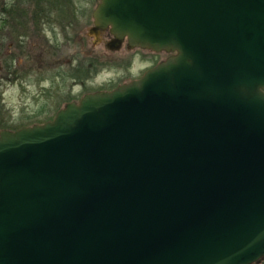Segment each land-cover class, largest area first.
Listing matches in <instances>:
<instances>
[{"label": "water", "instance_id": "95a60500", "mask_svg": "<svg viewBox=\"0 0 264 264\" xmlns=\"http://www.w3.org/2000/svg\"><path fill=\"white\" fill-rule=\"evenodd\" d=\"M93 29L167 54L0 129V264L264 259V0H98Z\"/></svg>", "mask_w": 264, "mask_h": 264}, {"label": "rangeland", "instance_id": "374dc122", "mask_svg": "<svg viewBox=\"0 0 264 264\" xmlns=\"http://www.w3.org/2000/svg\"><path fill=\"white\" fill-rule=\"evenodd\" d=\"M52 1L57 8L42 18L35 0H0L1 46L19 42L20 48L11 51L24 59L15 77L0 81V128L41 123L79 92L111 89L137 78L165 57L164 53L146 52L131 58L125 51H110L101 43L93 46L95 37L79 40L72 28L86 30L95 0H66L67 6L65 0L40 2L48 7ZM12 5L19 8L14 15L6 12ZM38 26L42 28L38 30ZM17 32L24 35L18 37ZM26 44L30 60L24 58Z\"/></svg>", "mask_w": 264, "mask_h": 264}, {"label": "flooded vegetation", "instance_id": "af4514ba", "mask_svg": "<svg viewBox=\"0 0 264 264\" xmlns=\"http://www.w3.org/2000/svg\"><path fill=\"white\" fill-rule=\"evenodd\" d=\"M35 1H37L35 9H36V11L41 12V17L42 18H46L49 15L48 12L53 11L55 8H57L56 7V3L53 2V1L50 3V6H48V7H45L40 2L42 0H35ZM97 1L98 0L94 1L93 5H92V8L90 9L89 21H88V24H87L86 30H85L86 32L83 31L81 28H76L75 26H73V28H72V31H74L73 32V36H77V38L79 40L81 38H85L86 39L87 37H95V42L93 43V46L101 43L110 51H115L116 52V51H119V50H123L126 53H128V55L131 56V58L134 57V56H138V55L140 56L141 54L146 53V52L150 53V51H147V50H144V49H141V48H138V47L129 48L127 46L125 40H121L120 42H117V43L114 41V43H115V45H114L113 44V37H112V35H110V33L108 32L107 29H93L91 12H92L94 6L96 5ZM47 3H49V1H47ZM64 6H67V1L66 0H65ZM1 7H2V5H0V8ZM18 9L19 8H17V6L13 7V5H12L10 8L6 9V12H8L9 14L14 15V13H18ZM21 10H24V9H21ZM43 20H45V19H43ZM42 25H43V23H42ZM39 28H42V27L38 26V30H39ZM16 35H18V37H19V36L24 35V34H21V33L17 32ZM63 35H65V34H63ZM31 43H32V40L29 41L28 45L32 49L34 47V45L31 44ZM28 45L27 44L25 45V49H26L25 52H24L25 60L27 59V57H29V60L32 58V56L30 54V48H29ZM17 47L20 48V43L19 42L16 43L15 41L14 42L11 41L5 47H2L1 43H0V49H1V51H0V81H2V80L7 81V80H10V78L15 77V73L17 71V68L22 65L24 59L22 60L21 54L20 55H15L11 51V49H17ZM166 55L167 54H165V56ZM121 58L126 59L125 57H121ZM11 60H12L13 64L11 63ZM117 60L122 62V59H117ZM28 68L30 69L31 65H29ZM96 90H105V89H95L93 91H96ZM93 91L92 90L91 91L90 90L81 91V92H79V94L77 96H73V98L71 100H67V101L63 102V104L66 103V102H76L82 95H84L86 93H89V92H93ZM58 108H60V107H58ZM57 109H55L51 113V115L49 116L48 119L52 118V116L54 115V113H55V111ZM22 126H25V125H21L19 127H22ZM19 127H6L5 126V127H1L0 129L13 130V129H17ZM262 263L264 264V259L261 260L257 264H262Z\"/></svg>", "mask_w": 264, "mask_h": 264}]
</instances>
